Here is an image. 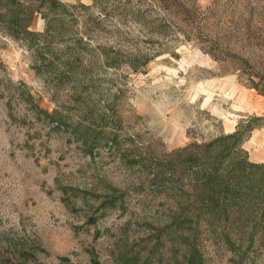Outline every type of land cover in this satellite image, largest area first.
Returning a JSON list of instances; mask_svg holds the SVG:
<instances>
[{
    "label": "rangeland",
    "instance_id": "rangeland-1",
    "mask_svg": "<svg viewBox=\"0 0 264 264\" xmlns=\"http://www.w3.org/2000/svg\"><path fill=\"white\" fill-rule=\"evenodd\" d=\"M58 1L86 48L74 52L98 108L89 122L98 133L115 128L119 145L91 155L37 116L28 93L51 113L85 78L67 80L60 61L54 73L36 71L42 61L0 31V254L30 249L28 264H94L92 250L100 264H120L122 252L157 260L158 155L264 115V97L247 86L248 75L264 79V0ZM44 28L37 15L31 29ZM90 103L66 115L84 119ZM112 104L115 127L103 118ZM242 148L264 163V127ZM117 196L122 207H110ZM246 246L237 254L206 239L202 251L206 264H264V249Z\"/></svg>",
    "mask_w": 264,
    "mask_h": 264
},
{
    "label": "trees",
    "instance_id": "trees-1",
    "mask_svg": "<svg viewBox=\"0 0 264 264\" xmlns=\"http://www.w3.org/2000/svg\"><path fill=\"white\" fill-rule=\"evenodd\" d=\"M67 12V5L58 0H0V31L20 42L42 61L34 66L36 71L54 73L60 61L65 71L59 72L67 80L71 77L75 80L78 74L85 78L82 84L73 82L71 89L74 94L68 105H58L51 113L41 109L28 93L26 100L35 114L44 115L45 120L56 124L59 131L69 132L88 148L91 155L104 146H110L111 150L118 149L120 135L115 128L110 132L98 133L93 128L95 123L89 122L98 108L90 103L92 92L88 82L85 83L89 71L81 65L78 53L74 52L79 48L86 49L83 38L73 32L75 20ZM37 15L45 21L43 32L31 29ZM70 44H73L72 47ZM62 52L64 55H61ZM47 53L49 59H45ZM240 70L241 77L243 71ZM257 78L258 82H255L248 75L247 86L264 97V79ZM88 103L91 106L84 119L66 115L67 111L78 108L76 104H80L82 109ZM105 107L108 110L103 118L109 122L107 124L115 127L114 105ZM261 127H264V115L249 116L239 121L233 134L201 141L192 139L183 148L158 155L154 166L157 171L154 181L158 182L160 203L158 259L153 260L152 253L142 264H206L202 251V243L206 239L222 243L237 254L247 253L245 242L264 249V163L251 162L242 148L250 133ZM119 204L122 207L123 202L117 196L110 207L117 208ZM17 254L9 256L8 253H1L0 264H28L31 260L35 261V253L30 249L20 250ZM90 254L92 262L100 264L97 251L92 250ZM118 262L138 263L136 258L129 259L123 252L119 254Z\"/></svg>",
    "mask_w": 264,
    "mask_h": 264
}]
</instances>
